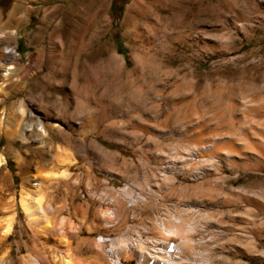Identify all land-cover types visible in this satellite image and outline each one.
<instances>
[{"label":"rangeland","instance_id":"rangeland-1","mask_svg":"<svg viewBox=\"0 0 264 264\" xmlns=\"http://www.w3.org/2000/svg\"><path fill=\"white\" fill-rule=\"evenodd\" d=\"M89 1L0 0V24L17 20L0 40V221L14 219L0 264H111L100 235L130 249L121 264H143L132 248L158 239L181 244L162 253L186 264H264V162L234 169L193 151L194 122L217 141L264 143V0ZM198 162L213 171L194 173ZM36 174L57 180L39 191ZM23 193L50 206L40 225ZM206 212L221 226L199 230Z\"/></svg>","mask_w":264,"mask_h":264},{"label":"bare ground","instance_id":"bare-ground-1","mask_svg":"<svg viewBox=\"0 0 264 264\" xmlns=\"http://www.w3.org/2000/svg\"><path fill=\"white\" fill-rule=\"evenodd\" d=\"M96 1L97 0H91V1L87 2L86 5L94 6L96 4ZM102 2H103V0H102ZM102 4L103 3H101V6H102ZM13 24L16 25L17 20H16V18L14 19L13 12H12L9 14L8 20L6 22L0 24V40L2 38L3 39L6 38V34H5L4 30L11 28ZM14 26H13V28H14ZM14 31H12V32H14ZM5 53L8 54L10 57H14L17 52H16L15 48H7ZM107 54H109L110 57L116 58V52H114V51L113 52L108 51ZM0 62H2V60H0ZM120 63H122V65H121L122 66V68H121L122 72H124V74H125L126 72L123 70V68L126 66L127 62L124 60V58H122V62H120ZM10 69H11L10 67L7 69L5 68L6 72L3 75L4 77H6L8 75V71ZM126 75H127V73H126ZM0 90H2L1 87H0ZM102 108L104 109V107H102ZM248 111H249L248 106L245 105L244 108H242L239 112L240 117L243 118ZM39 126L40 127L38 129L41 132L45 133L43 126H41V123H39ZM134 126L137 127L135 124H133V127ZM193 126H194V132L197 131V135L194 137L195 142L200 143V140H203L200 143L201 145H199V146L196 145V146H194V149H193L194 154H196V157L200 160V162H207L208 160L209 161L210 160H217L218 162L226 164L228 167L234 168V169H236L239 166L240 162H244V161H247V162L252 161L253 163L264 162V143H261V139L255 135H253L252 133H250L251 134L250 139L252 140L251 145L242 146L245 143L240 142V141H236L233 139L232 140L231 139L230 140H221L220 139L219 141H217L216 139L213 138L214 134L212 135V133L209 134V136L201 134V126L197 122H194ZM27 128H28V130L31 129V127H27ZM16 131H17L16 129H13L11 131L7 130L6 136L8 138V141L16 135ZM263 135H264V133H263ZM212 138H213V140H211ZM0 141H1V137H0ZM205 141L208 145L205 144ZM253 145L255 147H253ZM58 159H60V158L59 157L57 159L52 158L51 163L57 165L59 162V163L65 164L66 167H72V165L74 163V162L70 163L71 161L68 163L67 160L64 158H63V160L62 159L58 160ZM184 160L179 161L180 165L183 164ZM5 163H6V160H5L4 156L0 155V169H2L4 167ZM198 164H200V163L199 162L194 163V166H197V167H194V169H195L194 173L196 171L200 170V171H203L202 173L210 174L213 171V169L211 168V165L203 163V164H200V167H199ZM32 166H34V165L32 164ZM190 166H191V164H190ZM181 169L184 171V170H188L189 167L184 166ZM26 180L34 183L36 185V187L38 188V190L40 191L43 189L44 186L46 187L47 185H49L50 182H53V181L55 182L57 180V178L53 177L52 175L51 176H41L39 174L38 175L36 174L32 177H26ZM165 189H167V188H165ZM211 200L212 199H209V202ZM114 201L110 200V203L113 204ZM141 201H144V200L141 199ZM133 205H135V204L134 203L130 204V206L128 208L132 209ZM20 206H21L23 213L27 216V218H29V220L31 222L38 224V225H40L41 222H40L39 217H37V216L40 214L44 215L47 210H51L50 206L46 207V210L44 209V207L42 205V198L41 197H39L37 199H31L27 195H24V193H23V195H21V198H20ZM5 209H6L5 206L0 205V213H4ZM179 222H180V219L178 218V219H176V222L173 226L168 225V226L164 227L163 231H164L165 235L170 236V235H173L175 233H178L179 229L177 227V224ZM181 222L183 223L185 221L181 220ZM219 223L220 222L213 220L211 215L207 214V212H206V213L202 214L201 220L197 221V219H196L195 224L199 228V230H203L209 224H211V225L217 224V227H219V226H221V225H219ZM42 228H43V230L47 229L46 226H44ZM13 231H14V219L12 217H7L6 219L0 221V246L5 245V243L9 239V237L12 235ZM96 240H97V245L99 246L100 249H102L104 244L109 245V250L107 252H108V254L111 255V260H110L111 264H121L120 258H119L120 255L121 254L123 255V252H126L128 250L130 252V249H128V250L125 249L126 251L118 249L119 252H117V250L112 246V241L107 237L100 235L98 237V239H96ZM155 245L156 246L154 247L152 252L145 253L143 248L134 247V248H132L131 253L136 255L138 257V259L140 260V263L142 262L143 264H186L183 261H179L177 259V256H173V258L164 257L163 253H162V252H166V251L169 252V250H171V249H173L176 253H179L180 251L183 250L181 244H171L170 242H168L166 240L158 239L155 242ZM124 255H125V253H124ZM196 258L193 259V260H196V261H194V264H208L206 261L199 259L200 258L199 256Z\"/></svg>","mask_w":264,"mask_h":264},{"label":"crops","instance_id":"crops-1","mask_svg":"<svg viewBox=\"0 0 264 264\" xmlns=\"http://www.w3.org/2000/svg\"><path fill=\"white\" fill-rule=\"evenodd\" d=\"M32 38L30 39L32 41V45H35V44H40L39 42H41L44 37H43V34H40L38 32H35L34 34H32Z\"/></svg>","mask_w":264,"mask_h":264}]
</instances>
